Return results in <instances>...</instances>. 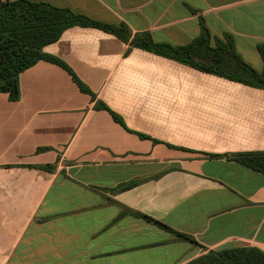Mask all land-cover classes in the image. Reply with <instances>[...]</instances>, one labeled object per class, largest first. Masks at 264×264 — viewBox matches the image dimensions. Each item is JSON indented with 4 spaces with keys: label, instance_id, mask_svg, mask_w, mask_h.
<instances>
[{
    "label": "crops",
    "instance_id": "0c3cea01",
    "mask_svg": "<svg viewBox=\"0 0 264 264\" xmlns=\"http://www.w3.org/2000/svg\"><path fill=\"white\" fill-rule=\"evenodd\" d=\"M29 1L175 48L204 28L211 46L228 36L264 70V0ZM43 52L95 98L45 61L19 75L17 101L0 93V264H187L208 251L264 252V176L234 161L264 153L263 90L96 28H68Z\"/></svg>",
    "mask_w": 264,
    "mask_h": 264
},
{
    "label": "trees",
    "instance_id": "16d2710c",
    "mask_svg": "<svg viewBox=\"0 0 264 264\" xmlns=\"http://www.w3.org/2000/svg\"><path fill=\"white\" fill-rule=\"evenodd\" d=\"M74 26L99 29L114 35L131 48H138L203 73L264 91V70L258 72L246 64L235 52L233 40L228 36L222 42L214 40V46H211L210 36L202 28L200 37L194 42L175 48L156 44L147 34L131 38L124 25L102 24L47 3L8 0L0 4V93L7 94L11 101H17L19 75L37 62L45 61L66 70L79 90L94 99L95 96L90 90L62 61L43 52L44 47L55 43L66 29ZM260 53L264 61L261 49ZM99 106L103 107L97 105ZM234 161L264 176V153L236 155ZM141 217L152 221L145 216ZM174 234L190 240L185 235ZM187 264H264V252L256 247L208 251Z\"/></svg>",
    "mask_w": 264,
    "mask_h": 264
},
{
    "label": "built area",
    "instance_id": "2783aa9c",
    "mask_svg": "<svg viewBox=\"0 0 264 264\" xmlns=\"http://www.w3.org/2000/svg\"><path fill=\"white\" fill-rule=\"evenodd\" d=\"M6 1H8V0H0V4H3V3H5Z\"/></svg>",
    "mask_w": 264,
    "mask_h": 264
}]
</instances>
